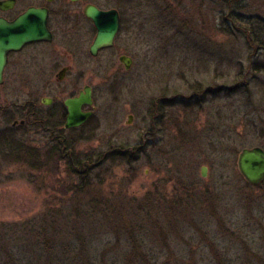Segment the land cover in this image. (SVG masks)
<instances>
[{"label": "rangeland", "instance_id": "374dc122", "mask_svg": "<svg viewBox=\"0 0 264 264\" xmlns=\"http://www.w3.org/2000/svg\"><path fill=\"white\" fill-rule=\"evenodd\" d=\"M86 3L120 11L114 46L93 57L96 32L83 44L87 26L77 36L65 29L60 67L46 62L48 71L71 67L61 83L12 62L0 88V152L11 129V137L44 158L48 134L34 124L53 108L40 99L63 102L88 85L94 115L76 153L104 161L87 178L90 190L76 194L82 181L67 160L36 169L0 153V234L44 227L75 205L86 213L91 202L121 204L119 227L103 219L114 214L70 213L66 220L77 235L70 249L105 253L107 264H264V183L249 185L238 169L243 149L264 148V47L251 37L264 30V0L76 6ZM233 15L245 26L229 23ZM120 56L133 60L129 70ZM26 57V51L19 56ZM32 101L36 117H30Z\"/></svg>", "mask_w": 264, "mask_h": 264}, {"label": "trees", "instance_id": "16d2710c", "mask_svg": "<svg viewBox=\"0 0 264 264\" xmlns=\"http://www.w3.org/2000/svg\"><path fill=\"white\" fill-rule=\"evenodd\" d=\"M231 22L245 26L243 22L238 20L234 15L231 16V21H229V23ZM254 35L259 38H256V43L259 44V47H264V40L262 41L260 39L264 35V30L262 33L261 31H257V33L253 34L252 32L251 37ZM50 113L51 114L45 118L47 120L45 128H49L50 131H52L51 135H53V137H48L49 131L43 130L44 133L48 134V145L43 147L44 152H46L44 158L41 157L42 154L38 155L40 150L32 149L33 151H30L22 142L11 137V129H9L10 132H7V136H3V142H1L2 152L0 153L8 154L11 156V159H14L17 163H32V166L36 169H39L40 166H50L51 163H56L59 160H67L68 169L73 175H77L81 179L80 181H82V185L74 187V192L78 194L89 191L90 189L88 188L90 185L89 182H87V178L92 173V170L101 165V162L104 160L101 158L94 162L91 158L87 156L82 158L81 154L76 153L75 142L86 139L83 131L85 126L72 131H59V128L63 124L64 112L61 108H56ZM75 134L76 137L73 136ZM116 155L123 160L126 158L122 152ZM90 206L91 210L89 211L95 213L101 212L105 217L114 214L111 218L103 217V219H109L108 225L113 224L114 222L115 225L118 226L119 221H117V215L125 210L121 204L113 205L111 203V205H104L101 203L97 204V202H91ZM68 208L69 215L64 216L60 215V213H55L56 217L51 222H44V227L37 226V229L34 228L29 232L24 230L20 236L15 233H9L8 231L4 234H0V264H107V255L105 253H103L104 255L100 254L99 257H95L91 252H87L85 248L81 250H77L76 248L70 249L71 247L69 246L72 245V241L70 240L75 234V231L71 230L70 227L72 224L70 223L69 226L66 219H69L68 217L70 216V213L71 215L81 216L89 214V211L85 213L76 205ZM144 208L145 207L140 209V211L145 210ZM86 210H88V206H86ZM135 213L140 212L133 211V214ZM146 214H149V210L146 211ZM122 227L124 226L122 225Z\"/></svg>", "mask_w": 264, "mask_h": 264}, {"label": "flooded vegetation", "instance_id": "af4514ba", "mask_svg": "<svg viewBox=\"0 0 264 264\" xmlns=\"http://www.w3.org/2000/svg\"><path fill=\"white\" fill-rule=\"evenodd\" d=\"M82 1L83 0H0V26L1 24H3V30L2 31L0 30V36L2 35L5 38H8L10 36L19 37L21 35H25L26 33L32 32L31 30L28 32L27 26H22L17 29L15 28L9 29L5 27L4 24L5 23L13 24L15 22H18L20 19L24 18L30 10L34 9L35 13L30 15L26 19V23H24V25L29 23V25H32L34 27V29L32 30H34L35 33L39 35H44L45 37L42 40L25 44L23 48L19 51H13L9 53L8 63L4 71L3 83L0 85V88L5 87L7 85V78L8 75L10 74L9 68L11 67L12 62L14 61L16 62L15 65H19V64L22 65L23 63H25L24 67L29 72V73L27 72V74L32 75L34 77L35 76L44 77L46 73L50 72L49 77H51L52 79L53 77L56 78L55 81L56 83H61L65 79L66 75L70 72L71 67L67 66L65 68H61L60 70H58V72L57 71L55 72V70L60 67L59 58L63 54V50L60 48V45H62V40L64 39V30L70 29L72 30L70 34L72 33V35L77 36L78 30L81 28V24L87 26V30L81 38L83 44L85 43L86 38L90 35L91 31L92 33L96 32V28L93 21L85 15V10L88 5H94V6L96 5L92 3H86L83 7L76 6L82 3ZM98 8L104 11L110 9H116V8L103 9L100 7ZM118 12L120 15V20L122 25V15L119 10ZM89 25H92V29L89 27ZM74 30H77L75 34L73 32ZM95 37L96 34L94 35V39ZM50 46H54V47L51 48L48 52L47 47ZM25 51L27 53V57L26 60L24 59L25 61H23V59L19 58V56L21 55V53ZM89 53H90V48H89ZM48 58H50V60L52 61L55 70L54 69L50 71L47 70L48 65H46V62ZM63 71H65V73L63 74L62 78H60V75ZM82 90H80L78 94L70 98H74L78 96ZM45 99H50L51 104L50 105L44 104L43 101ZM65 101L63 102L59 101L58 97L55 98L43 97L42 99H40V103H42L45 106H48L53 109L61 108L63 110L64 112L63 124L59 128V131L60 130L72 131V130L80 129L81 127L85 126L90 120H88L87 123H85L83 126L79 128H72V129L65 128L66 118L68 114L67 108L65 106ZM30 109H31L30 117H36V115L38 114L37 111L38 104L32 101L30 103ZM84 110L88 111L89 109L88 107H84ZM50 114L51 113L49 112L46 115V117H48ZM45 118L40 119L37 116L34 125L39 126L40 128H42V130L49 131V137H53V135H51L52 131H50L49 128H45V123L47 122ZM24 123H27V121L21 122V124ZM55 137H60V136H55Z\"/></svg>", "mask_w": 264, "mask_h": 264}, {"label": "water", "instance_id": "95a60500", "mask_svg": "<svg viewBox=\"0 0 264 264\" xmlns=\"http://www.w3.org/2000/svg\"><path fill=\"white\" fill-rule=\"evenodd\" d=\"M35 13V10H30L26 16L13 24H4L9 29H17L22 26H27L28 32L25 35L10 36L8 38L0 36V85L3 83L4 71L8 63V55L10 52L19 51L27 43L42 40L44 35H39L34 32L32 25L26 24V19ZM85 15L91 19L96 28V37L90 47V54L97 57L102 50L111 48L115 44L117 35L121 27V20L118 10L110 9L107 11L101 10L94 5H88L85 10ZM1 31L3 24H1ZM119 61L124 65L126 70L132 66L133 60L127 56H120ZM65 71L60 75L62 78ZM44 104L50 105V99H45ZM67 108V118L65 123L66 129L79 128L90 120L94 112L92 110L85 111L84 107L93 106L92 88L85 86L80 94L74 98H69L65 101ZM132 116L129 117L131 123ZM238 169L244 180L251 186H259L264 183V149L261 147L245 148L238 156ZM202 176L207 177V167L202 168Z\"/></svg>", "mask_w": 264, "mask_h": 264}]
</instances>
